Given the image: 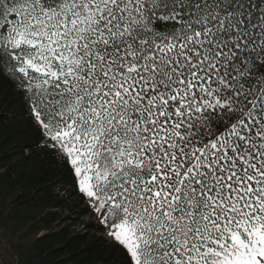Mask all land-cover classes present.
Segmentation results:
<instances>
[{"label":"snow or ice","instance_id":"snow-or-ice-1","mask_svg":"<svg viewBox=\"0 0 264 264\" xmlns=\"http://www.w3.org/2000/svg\"><path fill=\"white\" fill-rule=\"evenodd\" d=\"M0 78L119 264H264V0H0Z\"/></svg>","mask_w":264,"mask_h":264},{"label":"trees","instance_id":"trees-1","mask_svg":"<svg viewBox=\"0 0 264 264\" xmlns=\"http://www.w3.org/2000/svg\"><path fill=\"white\" fill-rule=\"evenodd\" d=\"M16 95L0 78V114ZM24 123L0 125V236L13 244L21 264H119L121 250L105 240L103 227L90 226L91 212L54 155L30 131L11 135ZM25 138L33 146L17 154Z\"/></svg>","mask_w":264,"mask_h":264}]
</instances>
